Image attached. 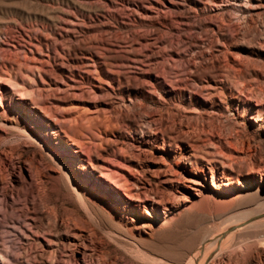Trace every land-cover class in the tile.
<instances>
[{"label": "bare ground", "instance_id": "1", "mask_svg": "<svg viewBox=\"0 0 264 264\" xmlns=\"http://www.w3.org/2000/svg\"><path fill=\"white\" fill-rule=\"evenodd\" d=\"M75 1L70 0L77 5ZM218 2L122 1L124 15L144 27H154L162 19L187 26L192 13L206 11L209 5L221 8L220 5L230 2L236 4L240 0ZM74 21L75 18L66 12L45 20L35 39L37 46L32 45L31 38L26 36L27 44L34 47L33 51L25 50L16 37L3 40L8 48L0 46V125L3 126V118L9 117L11 129L22 139L21 145L32 149L25 162L21 161L20 147L8 148L9 152L3 150L0 153V190L4 185L2 175L8 171L19 185L24 180L27 181L30 193L35 189L42 202L44 200L53 205L50 210L55 222L58 221L57 216H60V225L71 228L72 246L83 256L88 247L94 249L95 242L99 247L108 249L109 242L98 236V222L99 218L107 219L114 209L128 215L136 213L141 220L140 227L150 229L153 227L149 224L151 221H165L178 209L179 198L177 199L174 191L178 189L177 183L180 182H176L175 178L173 180L172 171H166V168L163 171L166 167L164 157L160 159L161 171L155 173L158 186L146 187L145 184H140V171L127 157L129 148L126 146L125 149L119 141L123 129L128 126V119L120 114L121 111H117L111 91L120 89L119 99L124 102L127 98L131 104L138 99L144 102L159 88L164 90L168 98L178 102L183 95L175 93L173 86L172 89H163L158 83L159 78L152 72L159 70L162 75L160 81L164 83L177 67L190 69L197 64L203 72L184 82L183 86L192 90L194 95L183 100L186 105L201 107L208 105L209 100L219 98L220 82L217 80L218 68L202 65L203 55L196 54L192 56V60H185L182 52L172 47L179 41L164 43L157 32L136 36L130 45L124 42L123 45L112 44L109 39L112 35L107 36L111 29L104 24L88 31L92 33L88 39L96 52L73 49L74 57H66L68 69L77 70V75L68 69L61 70L64 67V62L59 58L63 53L61 45L72 48L71 43L76 39L68 34L75 25ZM205 26L213 28L214 23L209 21ZM24 28L33 30V26L12 24L0 28V36ZM51 29H58L61 33L57 35ZM49 36L52 37L51 50H48ZM218 45L219 43H214L209 55L215 57L219 52ZM153 46H163L167 50L163 48L162 51L149 53L143 51ZM42 48L46 49L45 52ZM51 58L54 68H49ZM135 63L145 67L141 76L131 78L120 71L125 64ZM77 77L80 81L75 80ZM131 89L136 90L131 92ZM148 120L149 127H154L153 133L142 141L154 142L159 150L168 149L164 154L167 159H178L200 175L198 179L185 180L189 184L185 187L202 198L196 206L197 212L205 215L212 198L213 213L215 217L223 219L221 220L226 228L223 231L221 229L222 232L214 240L208 239L209 234H202V231L193 236L190 244L173 247L162 243L160 247H156L157 250H145V247L136 245L130 246L131 249L123 248L120 253L117 246L115 250L107 252V255L116 252L129 264H264V188L252 186L254 183H263V170L254 171L244 157L236 159L226 156L217 142L215 144L210 138L207 139V135L190 134L187 126L177 122L176 113L158 117V112H154L148 116ZM256 123L254 127L264 129V119ZM131 147L136 148L134 144ZM13 154L17 155L15 162L12 161ZM63 156H67L66 161ZM23 171L26 172V177H20ZM245 171L248 172L244 173ZM207 173L211 177L210 192L217 191L224 197L203 195L195 188L202 186L207 189L202 182V179H207ZM217 174L220 176L217 177ZM51 197L56 200L52 201ZM29 203L27 210L31 213L34 200ZM211 211H208V215ZM37 234L39 236V232ZM50 242L44 238V246L50 248ZM44 246H40L41 250L45 249ZM53 254L56 255V252Z\"/></svg>", "mask_w": 264, "mask_h": 264}, {"label": "rangeland", "instance_id": "2", "mask_svg": "<svg viewBox=\"0 0 264 264\" xmlns=\"http://www.w3.org/2000/svg\"><path fill=\"white\" fill-rule=\"evenodd\" d=\"M76 1L74 3L77 5H74L70 0H0V28L12 24L24 27L33 26V30L24 28L18 32L17 30L10 31L9 35H1L0 46L8 48L4 45L3 40L16 37L25 50L33 51L34 47L27 44L26 36L31 38L32 45L37 46L35 39L39 34L40 25L45 20L61 16L66 12L75 18V25L68 34L76 39L71 43L72 48L61 45L63 53L59 58L64 62V67L61 70L65 71L68 69L66 60L74 57V50L95 51L88 39L92 34L88 31L93 27H100L103 24L109 27L111 30L107 36L112 35L109 39L112 44L117 45H123L122 42L130 45L136 36L158 32L164 43L180 42L172 47L180 53L182 52L185 60H192V56L201 54L204 56L202 65L218 68L219 98L215 99L216 101L209 100L208 105L201 107L184 103L183 99L194 95L192 90L189 91L183 86L184 82L194 79L203 72L197 64L190 69L177 67L172 71L171 77L166 79V81L169 80L165 81L166 83L160 81L162 75L159 70L156 69L155 72H152L159 78L158 83L163 89L173 86L171 89L175 93L183 95L182 100L178 102L168 98L164 90L159 88L152 92L154 95L152 94L151 98H147L144 102L138 99L131 104L127 98L124 102L120 100V89L115 88L111 91L117 111H121L120 114L125 115L128 119V126L123 129V135L119 141L122 142L125 149L126 146L129 148L127 157L131 163L136 164V169L140 171L138 173L140 184H145L146 187L158 186L155 173L161 171L160 159L164 157L166 167L163 168V171L165 168L166 171H172L173 180L176 179V182H180L177 183L178 189L174 191L177 199L179 198L178 209L165 221L160 219L155 222L151 221L149 223L153 225L151 229L140 227L139 221L141 220L136 213L128 215L119 209H114L107 219L99 218L98 222V236L109 242L108 249L99 247L95 242V245L93 244L95 250L88 247L82 256L81 252L76 251L72 246L71 228L68 229L60 225V216H57L58 221L55 222L50 210L53 205L44 200L42 202L35 189H33V193H30L27 181L24 180L23 184L19 185L17 179L8 171L2 175L4 185L0 190V264H129L116 252L109 255L107 252L115 250L117 246L119 253L123 248L131 249L130 246L136 245L145 247V250L147 248L148 250L150 248L157 250L156 247H160L162 243L177 247L192 243L193 236L202 231H204L202 234H209L208 239L214 240L216 235L225 230L226 224L222 218L215 217L212 210L213 199L211 198L208 208V211L212 210L209 212L210 215H208V211L205 215L199 214L196 206L202 198L197 197L194 191L185 187L189 185L185 183V180L198 179L200 175L194 169L179 162L178 159H167L164 154L165 151L168 152V149L159 150L154 142L144 143L142 140L153 133V125L150 126L151 129L147 124L148 116L151 113L158 112V117L176 113L177 122L187 126L190 134L207 135L208 138H206H210L215 144L217 142L226 156L236 159L244 157L246 162L253 166L254 171L263 170V183H254L252 186L264 188V129L254 127L257 121L264 119V0H240L236 4L231 1L230 4L220 5L221 8L216 7L217 9L209 5L207 6L208 11L192 13L187 26L176 25L167 19H162L154 27L140 26L132 22L131 18L126 17L122 3L126 0ZM209 21L214 23L213 28L205 26ZM51 32H55L57 35L61 33L58 29H51ZM214 43H219L220 48L215 57H212L209 54ZM51 49L52 37L49 36L48 50ZM162 49L167 50L163 46H153L143 51L149 53L150 51H162ZM45 50L42 48V51L45 52ZM49 61L51 64V66L49 64V68H54L53 58ZM135 64H125L122 67L124 71L122 69L120 71L127 73L131 78L139 77L145 71V67L139 63ZM69 71L75 75L78 73L75 69ZM75 80L80 81L79 77ZM135 90L131 89L130 91L135 92ZM256 110L258 111L256 112ZM19 113L22 120L25 121V117L20 111ZM10 126V118H3V126L0 125V153L3 150L9 152L8 148L20 147L21 161L25 162L32 149L27 145H21L22 139ZM133 144L137 149L131 147ZM16 158L17 155L13 154L12 161L15 162ZM66 159L67 156H63V160L66 161ZM24 175L26 177V172L23 171L20 177H24ZM218 176L220 174H217ZM202 182L207 188L206 190L202 186H195V188L203 195L209 194L213 198L215 196L224 197L217 191H215L216 193L210 192L211 177L209 173H207V179H202ZM219 188L221 187L219 186ZM32 199L34 206L29 213L27 208L30 207L29 202ZM51 200L54 201L56 198L51 197ZM121 215L123 216L120 217ZM192 215L196 217H192ZM63 218L65 217L63 216ZM36 232H39V236ZM44 238L51 241L50 248L44 246ZM41 245L45 247V251L41 250ZM120 247L122 248L120 249ZM50 249H53L51 252L53 256L50 254ZM53 251L56 252V255L53 254Z\"/></svg>", "mask_w": 264, "mask_h": 264}]
</instances>
